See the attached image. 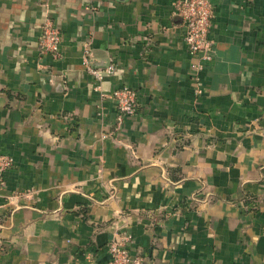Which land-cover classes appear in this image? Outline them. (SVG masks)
Segmentation results:
<instances>
[{
    "label": "crops",
    "instance_id": "0c3cea01",
    "mask_svg": "<svg viewBox=\"0 0 264 264\" xmlns=\"http://www.w3.org/2000/svg\"><path fill=\"white\" fill-rule=\"evenodd\" d=\"M175 1L0 0V264H110L123 231L142 264H264V0H210L201 82Z\"/></svg>",
    "mask_w": 264,
    "mask_h": 264
},
{
    "label": "built area",
    "instance_id": "2783aa9c",
    "mask_svg": "<svg viewBox=\"0 0 264 264\" xmlns=\"http://www.w3.org/2000/svg\"><path fill=\"white\" fill-rule=\"evenodd\" d=\"M174 14L184 24V42L188 53L195 58L192 68L196 72L197 82H201L199 74L205 68V64L214 59V41L210 37L213 18V7L210 0H176ZM62 35L53 22L46 18L42 24L39 40V50L42 56H52L55 59L60 57V44ZM83 65L90 76L100 83L105 77L114 74L115 67L108 65L100 68L91 63V51L86 48L83 56ZM202 93V90H198ZM112 97L117 106L115 120V131L121 129L127 117L133 116L138 110L137 92L129 87H121L114 90ZM13 158L0 153V193L5 185V174L13 167ZM133 237L128 231L120 232L108 244L111 255L110 264H142L145 258L134 256L131 253Z\"/></svg>",
    "mask_w": 264,
    "mask_h": 264
},
{
    "label": "water",
    "instance_id": "95a60500",
    "mask_svg": "<svg viewBox=\"0 0 264 264\" xmlns=\"http://www.w3.org/2000/svg\"><path fill=\"white\" fill-rule=\"evenodd\" d=\"M92 61V60H91ZM92 63V62H91ZM93 65V64H92ZM94 66V65H93ZM108 66V65H107Z\"/></svg>",
    "mask_w": 264,
    "mask_h": 264
}]
</instances>
